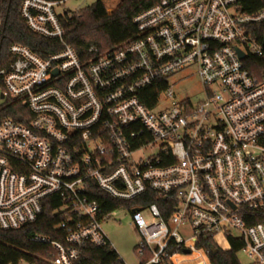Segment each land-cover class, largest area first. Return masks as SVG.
<instances>
[{
	"label": "built area",
	"instance_id": "2783aa9c",
	"mask_svg": "<svg viewBox=\"0 0 264 264\" xmlns=\"http://www.w3.org/2000/svg\"><path fill=\"white\" fill-rule=\"evenodd\" d=\"M68 1L21 0L26 27L62 48L41 57L14 43L0 69V230L34 223L53 197L62 240L29 239L52 247L49 264H79L89 247L115 251L102 227L119 209L139 236L136 264H212L211 250L232 242L248 264H264V74L244 64L264 61L263 41L251 34L264 24V7L156 0L134 17L133 39L81 56L63 43ZM185 71L204 100H170V87L160 93ZM7 108L15 118L3 116ZM95 189L138 203L109 212ZM147 195L169 200L166 217Z\"/></svg>",
	"mask_w": 264,
	"mask_h": 264
},
{
	"label": "trees",
	"instance_id": "16d2710c",
	"mask_svg": "<svg viewBox=\"0 0 264 264\" xmlns=\"http://www.w3.org/2000/svg\"><path fill=\"white\" fill-rule=\"evenodd\" d=\"M102 1L109 10L113 9L117 2ZM155 2L156 0H122L115 11L108 13L97 0L79 13L72 14L71 18L66 15L62 19L63 43L73 47L81 56L87 54L88 49L93 46L100 52L115 49L136 36L134 17ZM20 3L21 0H0V69L7 68L12 61L8 50L14 43L27 46L41 57H46L62 48L59 41L40 37L26 27L19 12ZM242 6H245L249 12H254L264 7V0H247L242 2ZM251 34L255 41L261 43L264 40V24L252 27ZM244 64L255 77L261 78L262 73L264 74V61L261 59L249 57L244 60ZM155 100V94L151 93L150 100L146 104L149 105ZM3 116L15 118V113L7 108L3 111ZM93 194L94 199L107 203L109 212L138 203V200H134L124 204L112 200L96 189ZM147 202L156 203L161 208L162 214L165 217L168 215L163 211V207L169 202L168 199L147 195ZM59 206L58 199L48 198L44 202L43 213L34 223L24 225L17 230H0V264H16L19 261L49 264L48 261L56 256L52 247L45 243L31 242L29 239L35 235H42L62 240L63 233L58 228L62 216L55 212ZM238 249L239 245L232 242L231 250L219 251L211 256L212 264H240ZM118 257L117 253L108 246L89 247L79 264H121Z\"/></svg>",
	"mask_w": 264,
	"mask_h": 264
},
{
	"label": "rangeland",
	"instance_id": "374dc122",
	"mask_svg": "<svg viewBox=\"0 0 264 264\" xmlns=\"http://www.w3.org/2000/svg\"><path fill=\"white\" fill-rule=\"evenodd\" d=\"M96 1L97 0H70L65 4L64 9L72 14H77ZM117 8L116 6L112 10L115 11ZM169 84L172 86L174 92L173 99L175 100L183 99L189 94H192L191 100L195 103L205 99V92L193 71L177 73L170 79ZM153 151L154 150L150 149L145 150L139 153L137 157L149 156ZM143 214L146 218H149L146 211H144ZM102 228L119 258L125 264H136L137 258L133 250L139 241V236L132 224L130 213L121 209L117 210L114 212L112 219L105 222ZM238 258L240 264H248L245 255L239 254Z\"/></svg>",
	"mask_w": 264,
	"mask_h": 264
},
{
	"label": "bare ground",
	"instance_id": "6f19581e",
	"mask_svg": "<svg viewBox=\"0 0 264 264\" xmlns=\"http://www.w3.org/2000/svg\"><path fill=\"white\" fill-rule=\"evenodd\" d=\"M169 87L172 89V86H170V84H169V82H168V83L166 84V86H164V87H162V88L160 89V93H161L162 95H164L163 92H164L165 90H167ZM170 94H172V96H171L172 98L170 97V100H171V99H173V97H174V92H173V90L171 91ZM163 98H164V99L166 98L167 100L169 99L167 96H166V97L163 96ZM168 101H169V100H168ZM163 104H164V103H162V105H163Z\"/></svg>",
	"mask_w": 264,
	"mask_h": 264
},
{
	"label": "water",
	"instance_id": "95a60500",
	"mask_svg": "<svg viewBox=\"0 0 264 264\" xmlns=\"http://www.w3.org/2000/svg\"><path fill=\"white\" fill-rule=\"evenodd\" d=\"M262 47H263V49H264V40H263V42H262ZM238 53H239L240 58H243V57H244L243 53H241V52H238ZM211 254H212V255H216V254H217V250H216V249H212V250H211Z\"/></svg>",
	"mask_w": 264,
	"mask_h": 264
}]
</instances>
